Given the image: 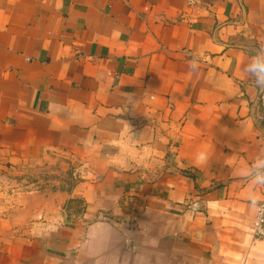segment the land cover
<instances>
[{
  "label": "crops",
  "instance_id": "1",
  "mask_svg": "<svg viewBox=\"0 0 264 264\" xmlns=\"http://www.w3.org/2000/svg\"><path fill=\"white\" fill-rule=\"evenodd\" d=\"M261 49L264 0H0V264H264Z\"/></svg>",
  "mask_w": 264,
  "mask_h": 264
},
{
  "label": "built area",
  "instance_id": "2",
  "mask_svg": "<svg viewBox=\"0 0 264 264\" xmlns=\"http://www.w3.org/2000/svg\"><path fill=\"white\" fill-rule=\"evenodd\" d=\"M259 100L261 108L264 110V89H260ZM28 190H30V188H28V183L26 182L24 185L0 184V195H2L3 198V203L1 204L2 213L7 214L19 209V207H21L20 196ZM192 210L197 211V207L194 206ZM252 234L256 240L264 242V201L258 205L252 225Z\"/></svg>",
  "mask_w": 264,
  "mask_h": 264
},
{
  "label": "clouds",
  "instance_id": "3",
  "mask_svg": "<svg viewBox=\"0 0 264 264\" xmlns=\"http://www.w3.org/2000/svg\"><path fill=\"white\" fill-rule=\"evenodd\" d=\"M242 72L254 79L257 88L264 89V49L257 50L250 56ZM248 176L253 185L264 186V156H259L253 161ZM248 199L253 204L257 202L254 193H249Z\"/></svg>",
  "mask_w": 264,
  "mask_h": 264
},
{
  "label": "rangeland",
  "instance_id": "4",
  "mask_svg": "<svg viewBox=\"0 0 264 264\" xmlns=\"http://www.w3.org/2000/svg\"><path fill=\"white\" fill-rule=\"evenodd\" d=\"M27 179H26L27 180L26 183H28V188H31V187H34L35 185L38 186L41 183V179H44V178H40L38 180V176L36 174H34V175L28 174Z\"/></svg>",
  "mask_w": 264,
  "mask_h": 264
},
{
  "label": "water",
  "instance_id": "5",
  "mask_svg": "<svg viewBox=\"0 0 264 264\" xmlns=\"http://www.w3.org/2000/svg\"><path fill=\"white\" fill-rule=\"evenodd\" d=\"M27 192H28V191H27ZM27 192H25V193L21 194V196H20V205H21V206H22V203H21V201H22V198L24 197V195H25V194H27ZM19 209H20V207H19ZM19 209H18V210H19Z\"/></svg>",
  "mask_w": 264,
  "mask_h": 264
}]
</instances>
